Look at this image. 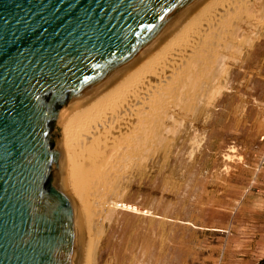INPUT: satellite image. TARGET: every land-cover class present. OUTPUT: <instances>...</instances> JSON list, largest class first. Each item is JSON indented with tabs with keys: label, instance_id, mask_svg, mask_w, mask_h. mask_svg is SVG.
Segmentation results:
<instances>
[{
	"label": "water",
	"instance_id": "1",
	"mask_svg": "<svg viewBox=\"0 0 264 264\" xmlns=\"http://www.w3.org/2000/svg\"><path fill=\"white\" fill-rule=\"evenodd\" d=\"M203 0H0V264H75L58 120Z\"/></svg>",
	"mask_w": 264,
	"mask_h": 264
},
{
	"label": "rangeland",
	"instance_id": "2",
	"mask_svg": "<svg viewBox=\"0 0 264 264\" xmlns=\"http://www.w3.org/2000/svg\"><path fill=\"white\" fill-rule=\"evenodd\" d=\"M255 23L242 59L227 60L221 92L198 100L142 167L116 175L124 206L101 227L98 264L264 258V10Z\"/></svg>",
	"mask_w": 264,
	"mask_h": 264
},
{
	"label": "bare ground",
	"instance_id": "3",
	"mask_svg": "<svg viewBox=\"0 0 264 264\" xmlns=\"http://www.w3.org/2000/svg\"><path fill=\"white\" fill-rule=\"evenodd\" d=\"M261 10L264 0H203L119 76L60 116L59 172L77 210L75 264L99 262L106 246L101 227L124 206L115 198L116 175L142 167L198 100L221 92L227 60L242 59L246 29Z\"/></svg>",
	"mask_w": 264,
	"mask_h": 264
},
{
	"label": "trees",
	"instance_id": "4",
	"mask_svg": "<svg viewBox=\"0 0 264 264\" xmlns=\"http://www.w3.org/2000/svg\"><path fill=\"white\" fill-rule=\"evenodd\" d=\"M251 264H264V258H261L257 262Z\"/></svg>",
	"mask_w": 264,
	"mask_h": 264
}]
</instances>
